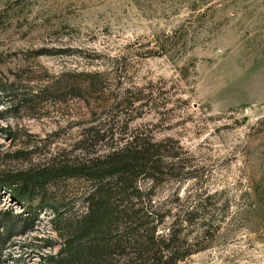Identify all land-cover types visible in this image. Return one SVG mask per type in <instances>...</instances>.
I'll list each match as a JSON object with an SVG mask.
<instances>
[{
  "label": "rangeland",
  "instance_id": "obj_1",
  "mask_svg": "<svg viewBox=\"0 0 264 264\" xmlns=\"http://www.w3.org/2000/svg\"><path fill=\"white\" fill-rule=\"evenodd\" d=\"M95 72L102 100L125 89L153 100L136 101L132 127L181 146L186 174L158 192L176 189L213 227L181 264H264V0H0V230L4 218L13 228L0 264H51L53 206L69 216L58 190L91 188L8 194L24 184L9 174L30 164L26 142L66 129Z\"/></svg>",
  "mask_w": 264,
  "mask_h": 264
},
{
  "label": "trees",
  "instance_id": "obj_2",
  "mask_svg": "<svg viewBox=\"0 0 264 264\" xmlns=\"http://www.w3.org/2000/svg\"><path fill=\"white\" fill-rule=\"evenodd\" d=\"M88 76L93 80L78 84L82 112L47 143L26 142L22 153L30 164L9 174L24 184L8 194L18 201L27 186L90 181L87 190L57 192L56 202L65 204L69 216L64 220L53 206L61 248L51 264H181L213 239L208 214L198 212L176 189L166 196L158 192L164 182L186 174L181 146L132 127L129 112L137 108L136 101L153 103L145 99L148 95L130 101L132 92L125 89L123 95L110 91L102 100L101 75ZM1 225L0 240L13 229L11 218Z\"/></svg>",
  "mask_w": 264,
  "mask_h": 264
}]
</instances>
